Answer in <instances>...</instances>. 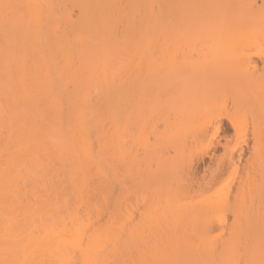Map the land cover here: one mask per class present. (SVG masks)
Returning <instances> with one entry per match:
<instances>
[{"label": "bare ground", "instance_id": "1", "mask_svg": "<svg viewBox=\"0 0 264 264\" xmlns=\"http://www.w3.org/2000/svg\"><path fill=\"white\" fill-rule=\"evenodd\" d=\"M257 1L0 0V264H264Z\"/></svg>", "mask_w": 264, "mask_h": 264}, {"label": "rangeland", "instance_id": "2", "mask_svg": "<svg viewBox=\"0 0 264 264\" xmlns=\"http://www.w3.org/2000/svg\"><path fill=\"white\" fill-rule=\"evenodd\" d=\"M257 3L260 4V1L258 0ZM223 123L226 124L225 121H223ZM158 124L160 125V123H158ZM160 126H161V125H160ZM132 127H133V126H132ZM132 127H131V128H132ZM133 128H134V127H133ZM158 128L160 129L161 127H158ZM129 129H130V127L128 128V130H129ZM130 130H131V129H130ZM130 130H129L128 133H130ZM132 132L134 133V132H135V129H132ZM132 132H131V134H132ZM126 133H127V132H126ZM129 135H130V134H129ZM129 135L127 134L126 136L128 137ZM125 140H126V139H125ZM127 140H129V139L127 138ZM129 141H130V140H129ZM130 142H131V141H130ZM130 142H129V144H130ZM127 143H128V141H127ZM127 143H126V144H127ZM129 144H128V146H129ZM126 146H127V145H126ZM128 146H127V147H128ZM132 146H133V147H132ZM136 146H137V145H130V147L134 149V154H135L136 151H137V152H138V151L141 152V148H140L139 146H137V147H139V149H138ZM130 147H128V148H130ZM134 147H136V148H134ZM135 149H137V150L135 151ZM215 151H216V152H215L216 155L221 153V149H220V148L215 149ZM219 151H220V152H219ZM137 152H136L135 155H137V156L139 155V157H140V154H138L139 152H138V153H137ZM207 155H211V154H207ZM201 159H202V160H201ZM209 159H210L209 156L203 155L201 158H198L197 160H195L194 165H193V171H194V173H193L192 176H191L192 178H190V176H189V178H190L192 181H193L194 178H195L194 181H196L197 179H200V177H202V175H205V177H207L208 172H206L205 169H207L206 166L210 165V162H211V161H210ZM195 165H196V166H195ZM141 167H142V166H141ZM141 167H140V168H141ZM142 168H143V167H142ZM143 169H144V168H143ZM123 170H124V168H123ZM123 170H122V171H123ZM139 170H140V169H139ZM122 171H120V172H122ZM123 172H125V170H124ZM201 173H202V175H201ZM204 173H205V174H204ZM206 173H207V174H206ZM118 174H119V173H118ZM122 175H123V176H122ZM122 175H121V176L124 177L125 174H122ZM132 175H133V174H132ZM193 175H194V176H193ZM197 175H198V176L201 175V176L198 177ZM132 177H133L134 180H135V176H131V178H132ZM189 178H188V180L191 181ZM196 178H197V179H196ZM202 178H203V177H202ZM122 179H123V178H122ZM126 179L128 180L127 182L130 181V179H128V177H127V178L124 179V182H125ZM119 181H120V180H119ZM189 181H188V182H189ZM120 182H122V185H124V186L127 185L126 188H129V189H132V188H133V190H135V191H136V190H140V188L143 187V186L141 185V187H139L138 189H136L135 187H128L131 183H129V184H126V183H125V184H124L123 181H120ZM134 182H135V181H134ZM188 182H187V183H188ZM132 183H133V182H132ZM135 183H136V182H135ZM151 183H152V182H149V185H150ZM120 184H121V183H120ZM133 184H134V183H133ZM142 184H143V183H142ZM146 184H147V182H146ZM152 184H153V183H152ZM122 185H121V186H122ZM139 185H140V184H139ZM143 185H145V184H143ZM149 185H147V186H149ZM124 186H123V187H124ZM130 186H133V185H130ZM150 186H152V185H150ZM150 186H149V187H150ZM154 186H155V185H154ZM174 187H175V185H174ZM134 188H135V189H134ZM153 188H154V187H153ZM121 189H122V188H121ZM146 189H147V188H146ZM155 189H156V188H155ZM157 189H158V188H157ZM159 189H160V188H159ZM159 189H158V191H159ZM161 189H162V188H161ZM161 189H160V190H161ZM116 190H117V188H116ZM123 190H124V189H123ZM133 190H132V191H133ZM150 190H151V188H150ZM153 190H154V189H152V192H150L149 189L146 190V191H148V192L150 193V195H151V193H152V194H155ZM132 191H131V192H132ZM156 191H157V190H156ZM117 192H119V190H117ZM137 192H138V191H137ZM143 192H144V188H143ZM148 192H147V193H148ZM159 192H160V191H159ZM120 193L123 195V197L126 195V193H124V191H122V190H121ZM139 193H140V191H139ZM141 193H142V190H141ZM149 193H148V194H149ZM145 194H146V192H145ZM129 195H130V197L128 198L127 201L129 202V201H130V198H131V202H133V203H132L130 206H134V205L136 204V198H135L134 195H132V193H130ZM139 195H141V194H139ZM150 195H149V196H150ZM132 198H133L134 201L132 200ZM138 198H139V196H138ZM137 200H138V199H137ZM139 201H140V198H139V200L137 201L138 203L135 205V206H137V205L139 206V210H138V211H140V209H142V207H140V205H141L142 203L139 202ZM141 201H142V200H141ZM131 202H130V203H131ZM127 204L129 205V203H127ZM142 205H143V204H142ZM142 205H141V206H142ZM127 208H128V207H127ZM133 208H135V207H133ZM136 208H138V207H136ZM136 208H135V209H136ZM128 209H129V208H128ZM135 211H137V209H136ZM136 213H139V212H136ZM136 216H137V215H136Z\"/></svg>", "mask_w": 264, "mask_h": 264}]
</instances>
